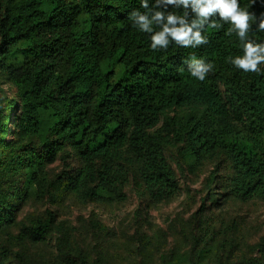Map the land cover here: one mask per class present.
I'll return each instance as SVG.
<instances>
[{
    "label": "trees",
    "instance_id": "obj_1",
    "mask_svg": "<svg viewBox=\"0 0 264 264\" xmlns=\"http://www.w3.org/2000/svg\"><path fill=\"white\" fill-rule=\"evenodd\" d=\"M239 2L257 15L264 12L261 0L254 6L251 0ZM154 3L149 0L150 7ZM133 10L145 11L141 0H0V73L16 88V97L3 106L0 86V226L14 219L23 188L37 170L60 153L62 169L47 185L48 202L57 203L83 179L88 196L99 198L109 181L108 157L120 159L130 134L136 146H145L147 130L161 118L172 128L173 141L167 143L179 151L176 166L181 174L196 154L211 153L216 167L209 189L224 163L230 177L236 176L227 192L264 196V74L245 73L226 63L229 55L243 54L239 38L225 34L230 25L207 28L203 34L209 42L203 46L172 43L167 50L153 51L150 34L129 19ZM169 10L183 14L182 9ZM249 37L264 42V32L255 23ZM192 56L214 64L203 82L188 71ZM220 85L247 114L246 130H236L229 122ZM172 111L176 116H170ZM11 129L18 131V138L8 139ZM147 147L154 160L132 163L130 175L145 193H177L180 185L173 171L156 161L152 144ZM95 156L104 162L95 165L89 178L82 169L74 172L72 158ZM212 202L221 207L217 195ZM51 233L57 234L61 247L88 264L87 256L73 251L70 233L56 212L47 208L32 220L29 234L40 241ZM2 255L6 259L10 251L5 248ZM16 258L30 264L24 253ZM227 264L264 260L251 256Z\"/></svg>",
    "mask_w": 264,
    "mask_h": 264
},
{
    "label": "rangeland",
    "instance_id": "obj_2",
    "mask_svg": "<svg viewBox=\"0 0 264 264\" xmlns=\"http://www.w3.org/2000/svg\"><path fill=\"white\" fill-rule=\"evenodd\" d=\"M0 86L6 106L16 97V88L1 73ZM220 88L229 108V122L236 130H246L250 121L244 109L222 85ZM177 113L172 111L170 116ZM169 124L161 118L149 128L145 146H136L130 134L120 150V159L108 157L109 181L99 198L88 196V181L83 179L77 189L68 193L61 190L60 200L50 204L47 185L62 169L61 153L38 169L35 179L23 188L14 219L0 226V264H22L17 253H24L30 264H83L76 254L59 245L57 234L40 241L30 237L32 220L47 208L56 212L58 222H63L70 233L73 251L87 256L88 264H227L251 256L264 260V196L227 192L236 176L230 177L232 171L224 163L209 189L207 182L216 167L211 153L196 154L181 174L176 166L179 151L167 143L173 141ZM17 136L18 131L11 129L8 139ZM150 144L156 151V161L173 171L180 185L177 193H145L144 186L130 175L132 163L140 165L142 161L145 165L154 160L147 147ZM103 160L95 156L91 160L72 158L70 162L74 172L84 170L87 179ZM225 177L229 179L224 184ZM24 180L22 177L19 182ZM213 195H217L221 207L212 202ZM5 248L10 256L3 259Z\"/></svg>",
    "mask_w": 264,
    "mask_h": 264
},
{
    "label": "clouds",
    "instance_id": "obj_3",
    "mask_svg": "<svg viewBox=\"0 0 264 264\" xmlns=\"http://www.w3.org/2000/svg\"><path fill=\"white\" fill-rule=\"evenodd\" d=\"M256 2L251 0V6ZM261 2L264 4V0ZM141 7L145 11L133 10L129 19L140 31L150 34L153 51L167 50L172 43L184 48L203 46L209 42L203 34L207 28L220 29L229 24L225 34L239 38L243 54L229 55L226 63L245 73L264 74V42L249 37L253 23L257 31L264 32V12H250L239 0H155L151 7L149 0H141ZM170 8L182 9L183 14ZM187 63L191 76L201 82L214 69L213 63L195 56Z\"/></svg>",
    "mask_w": 264,
    "mask_h": 264
}]
</instances>
